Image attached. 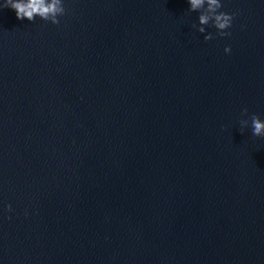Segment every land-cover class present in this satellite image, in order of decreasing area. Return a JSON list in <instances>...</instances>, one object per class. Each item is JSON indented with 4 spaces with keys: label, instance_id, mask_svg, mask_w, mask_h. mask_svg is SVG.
<instances>
[{
    "label": "water",
    "instance_id": "1",
    "mask_svg": "<svg viewBox=\"0 0 264 264\" xmlns=\"http://www.w3.org/2000/svg\"><path fill=\"white\" fill-rule=\"evenodd\" d=\"M0 264H264V0H0Z\"/></svg>",
    "mask_w": 264,
    "mask_h": 264
}]
</instances>
